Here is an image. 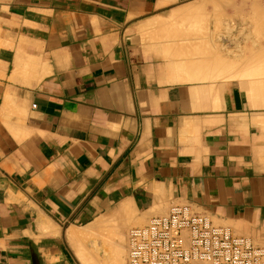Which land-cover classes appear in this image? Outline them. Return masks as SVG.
I'll list each match as a JSON object with an SVG mask.
<instances>
[{
  "label": "crops",
  "instance_id": "crops-1",
  "mask_svg": "<svg viewBox=\"0 0 264 264\" xmlns=\"http://www.w3.org/2000/svg\"><path fill=\"white\" fill-rule=\"evenodd\" d=\"M223 7L228 49L188 52ZM263 46L264 0H0V264H79L73 233L123 206L139 224L190 204L264 246V75L178 65Z\"/></svg>",
  "mask_w": 264,
  "mask_h": 264
},
{
  "label": "built area",
  "instance_id": "built-area-1",
  "mask_svg": "<svg viewBox=\"0 0 264 264\" xmlns=\"http://www.w3.org/2000/svg\"><path fill=\"white\" fill-rule=\"evenodd\" d=\"M264 264V246L217 225L190 204L129 233L127 264Z\"/></svg>",
  "mask_w": 264,
  "mask_h": 264
},
{
  "label": "bare ground",
  "instance_id": "bare-ground-1",
  "mask_svg": "<svg viewBox=\"0 0 264 264\" xmlns=\"http://www.w3.org/2000/svg\"><path fill=\"white\" fill-rule=\"evenodd\" d=\"M256 1V0H255ZM256 6V5H255ZM254 6V8H256ZM258 7V6H257ZM253 8V9H254ZM259 8V7H258ZM260 9V8H259ZM192 12L194 11V9H191ZM190 11V10H189ZM191 12V11H190ZM257 12V11H256ZM188 13V12H187ZM194 13V12H193ZM260 15V13H258ZM195 15V14H194ZM263 15V14H262ZM191 16V14H190ZM197 18V17H196ZM201 18V17H200ZM198 19V18H197ZM185 20V19H184ZM194 20V19H193ZM192 20V21H193ZM200 20V19H198ZM203 20V19H201ZM163 21V20H162ZM182 21V20H181ZM187 21H188V18H187ZM197 21V20H196ZM205 21V20H204ZM176 22V21H175ZM180 22V21H179ZM191 22V21H190ZM158 23V22H157ZM166 23V22H165ZM174 23V22H173ZM172 23V24H173ZM183 24H185L183 21H182ZM200 23V22H199ZM160 24V23H159ZM164 24V23H163ZM171 24V25H172ZM178 24V23H177ZM176 24V25H177ZM187 24V23H186ZM189 24V23H188ZM206 24V23H205ZM193 25V24H192ZM197 23L196 25H194V27L192 29L195 28L196 26V29H197ZM201 25V24H199ZM158 26V24H157ZM164 26V25H163ZM178 26V25H177ZM176 27V26H175ZM199 27V26H198ZM159 28V27H158ZM157 28V29H158ZM168 28V27H167ZM205 28V27H204ZM203 28V29H204ZM173 29V28H172ZM190 29V28H189ZM202 29V30H203ZM164 30V28H163ZM162 31V30H161ZM172 31V30H171ZM178 31V30H177ZM195 31V30H194ZM204 31V30H203ZM202 31V32H203ZM258 31V30H256ZM187 32V31H186ZM197 32V31H196ZM263 32V31H262ZM163 33V32H162ZM167 33V32H166ZM199 33V32H198ZM246 33V32H245ZM157 36V35H156ZM160 36V35H159ZM162 36V35H161ZM195 46V44H193ZM191 47H193L191 45ZM201 47V46H200ZM264 47V46H263ZM167 49V48H166ZM169 49V48H168ZM174 49V48H173ZM200 49V48H199ZM178 50V48H177ZM262 51V50H261ZM257 51V52H260L263 56L261 57H258L256 51V53L253 51V53H255L256 55H254V57H257V60H255L256 58L254 57H250L252 58V61L250 58L248 60L249 63L247 64H242L244 65L245 67H238L236 65L232 66L230 65V61H226L224 59L218 61V63L220 62L221 63V67H210L209 65V62L208 60L204 61V62H207L208 64V67H206L204 64V62L201 61H198L201 62V65L200 67L198 66L197 64V61L195 63V61L193 62V64H190V63H187V61L189 60H184L186 62H178V65L180 64H183L185 63V66H186V63L187 65H191L192 67H179V69H182V71L185 73V75H187L188 77H191L193 78L194 80L196 79H218V78H244V77H257L259 75H264V51ZM171 52V51H170ZM189 52V51H188ZM199 52V51H198ZM167 53V52H166ZM173 53V52H172ZM174 54V53H173ZM190 54V53H189ZM199 54V53H198ZM259 54V56L261 55ZM251 55V54H250ZM200 60V59H199ZM193 61V60H191ZM190 62V61H189ZM252 62V63H251ZM204 63V64H203ZM219 63V64H220ZM196 64V66H195ZM240 64V65H241ZM203 65V66H202ZM239 65V66H240ZM182 66V65H181ZM194 66V67H193ZM236 66V67H235ZM188 79V78H187ZM190 80V79H189ZM261 80V79H259ZM254 80H252L253 82ZM252 82L250 83V86H252ZM258 82V80L256 81ZM261 82V81H260ZM259 82V83H260ZM262 82H264V79L262 80ZM254 84V83H253ZM255 85V84H254ZM264 85V83H263ZM262 85V87H263ZM261 86V84H260ZM261 88V87H260ZM252 89H254L252 87ZM251 89V90H252ZM262 89V88H261ZM255 90V89H254ZM263 90V89H262ZM261 90V92H262ZM196 91V90H195ZM257 92V91H255ZM254 95H256V93H253ZM260 94V92H259ZM258 94V95H259ZM251 95V93H250ZM263 96V94H262ZM260 97V96H259ZM256 99V98H255ZM257 100V99H256ZM263 100V98H262ZM259 101H260V98H259ZM133 212L134 211H131L129 210V208L127 209V206H123L120 208L119 212H117L115 215L111 216V217H102V218H99L98 220H96L94 223L88 225L87 229L84 230L83 232H80V231H76L74 232L73 234L77 236V238L79 237L80 239L79 240H82V238H86V239H89L90 237H93V235L95 236V234H98L101 238H102V243H100L102 246H100L99 242H97L96 240V243H94V247L92 248V253H87V255H85V260L88 262V264H126V256H128L127 254H129V248H127V251L125 249V243H126V238H127V229L129 227V225L131 226V223H132V218L134 219V221L138 218V216L136 218H134L133 216ZM132 215H131V214ZM136 213V211L134 212ZM137 214V213H136ZM141 216V214H140ZM139 216V217H140ZM132 217V218H131ZM141 220H144V218H142V216L140 217ZM138 218L137 220L140 221ZM212 219V218H211ZM133 221V222H134ZM133 225L134 224H138V223H132ZM143 227V226H142ZM230 229V227H227ZM234 233V232H233ZM72 234V233H71ZM235 234V233H234ZM96 235V236H98ZM98 236V237H99ZM88 237V238H87ZM99 239V238H98ZM128 240V238H127ZM251 240V239H250ZM252 241V240H251ZM253 242V241H252ZM127 245V244H126ZM102 247V249L104 250L105 254L107 255V257H109V261L106 260L108 258H99V253H96V249H97V252L99 250L100 247ZM99 247V248H98ZM95 249V250H94ZM101 249V251H103ZM94 251V252H93ZM104 254V255H105ZM103 255V252H102V257H104ZM89 258V259H88ZM87 264V263H86ZM196 264H205L204 262H196Z\"/></svg>",
  "mask_w": 264,
  "mask_h": 264
},
{
  "label": "rangeland",
  "instance_id": "rangeland-1",
  "mask_svg": "<svg viewBox=\"0 0 264 264\" xmlns=\"http://www.w3.org/2000/svg\"><path fill=\"white\" fill-rule=\"evenodd\" d=\"M214 14H215L214 15L215 16L214 17L215 18V24H213V25L205 24V23H203L201 25L198 24L197 25V29L195 31L194 30H191V29L188 30L189 32H187V33H188V36L190 38L189 39V42H187L188 43V47H189L188 48L189 49L188 51H190V52H198L199 51L198 48H200L201 51H209V50L210 51L211 50L214 51V49H213V46L214 45L212 44V43H215L214 41L211 42V41H206V40H196V39H194V37H201V38L205 37V38H207V37H209V33H211V35L213 37H215V39L217 38L216 41H217V47L218 48L221 46V48H225L226 47L228 49L229 41L227 42V44H225V42L222 40V45H221V40L219 39V37L229 38L231 32H233V30L235 29V23H232L231 20H230V17L228 15V8L223 7V8L216 9L214 11ZM205 19H207V18H205ZM194 25H196V24H194ZM193 44H195V46ZM191 45L193 47H191ZM205 57H204V55L201 56V55H196L195 54V55H187V56H185L183 58H185L186 60H189L190 59V61L191 60H194V61L196 60L197 61V60H199V58L200 59H203ZM207 58L212 59L213 57H207ZM222 59L228 61L230 59V56L229 55H224V56L222 55L221 60ZM230 62H231L230 65H232V66L236 65L232 61H230ZM213 222L215 224H217V225H220L216 221H213ZM149 223L150 222H148V223L147 222L146 223H139V224H134V225H131V226L128 227V229H127V235H126L127 238H128V240L126 238V243H125V249H126V251H127V248H129V233H130V230L133 229V228H135V227H142V226L148 225ZM85 229H87V228H80V229H77V230H79L80 232H83ZM96 235H98V234H95V236L93 235V237H90L89 239H86V238L83 239L82 238V240H77L78 245L79 246H85V245H87V243H89L90 244V247L93 248L94 247V244H93L94 241H95V243H96V240H97V242H99V244L102 243V241H103L102 238L99 235H98L99 237L96 236ZM100 246H102V245L100 244ZM101 249H102V247L99 248L98 252H97V249H96V253H99V255H98L99 258H101V260H102V258H104V259L108 258L106 260L109 261L110 258L107 257V255L105 254L104 250L102 249L103 251H101ZM90 252L92 253V249L90 250ZM102 252H103V255L105 254L104 257L101 256L102 255ZM77 256H78L79 264H86V263L88 264V262L86 260H84L85 259V256H84L83 262L81 261L80 254H79V250H77ZM105 256H106V258H105ZM127 262H128V256H126V264H127Z\"/></svg>",
  "mask_w": 264,
  "mask_h": 264
}]
</instances>
